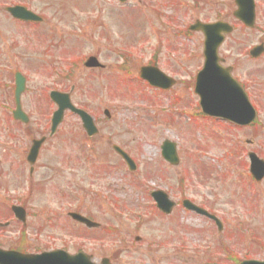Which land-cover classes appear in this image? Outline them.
<instances>
[{
    "label": "rangeland",
    "instance_id": "1",
    "mask_svg": "<svg viewBox=\"0 0 264 264\" xmlns=\"http://www.w3.org/2000/svg\"><path fill=\"white\" fill-rule=\"evenodd\" d=\"M256 3V27L248 29L232 15L235 0H0V105L9 101L4 86L20 69L28 78L26 109L33 117L56 110L51 90L74 86V104L93 115L101 131L88 139L80 119L66 113V165L53 158L50 170L40 169L38 178L47 180L31 195L30 184L17 183L16 157L28 140L12 136L11 107H0V246L29 253L82 250L97 263L110 258L112 264L230 263L233 256H264L255 249L264 242V181H255L248 170L249 152L264 159V54L246 56L264 43V0ZM14 4L39 13L43 23L17 22L5 10ZM197 19L235 26L221 53L252 87L258 133L195 114L193 81L204 38L188 27ZM91 55L106 69H87ZM182 61L185 72L171 64L181 68ZM151 62L190 81L172 91L151 89L139 78L140 68ZM166 140L179 149L178 166L162 158ZM114 144L127 150L137 171H129ZM159 188L176 201L206 204L223 229L181 207L171 216L158 212L150 192ZM24 196L31 213L27 225L10 208ZM74 211L93 216L102 228L78 225L68 216Z\"/></svg>",
    "mask_w": 264,
    "mask_h": 264
},
{
    "label": "water",
    "instance_id": "2",
    "mask_svg": "<svg viewBox=\"0 0 264 264\" xmlns=\"http://www.w3.org/2000/svg\"><path fill=\"white\" fill-rule=\"evenodd\" d=\"M123 2L126 0H122ZM237 10L233 15L242 21L248 27H254L256 21V3L255 0H236ZM11 15L16 18L26 21H41L42 18L30 12L24 6H14L7 9ZM192 30H200L204 33V57L206 59L205 65L202 71L197 77L196 92L200 94L203 111L208 115L222 117L228 121H233L237 124H251L256 118L257 111H255L253 105L244 90L240 87L238 82L232 77L231 69L224 68L220 64L219 47L226 39L228 33L233 32L234 27L228 22L216 21L215 23H202L197 21L193 25ZM264 52V44L252 49L251 53L257 57ZM87 67H100L98 60L95 57L89 58L85 64ZM141 77L146 78L150 84L159 86L163 89L169 88L174 84L173 80L166 74L160 72L156 67H143L141 70ZM23 79H18L17 84V99L23 91ZM51 98L58 105V111L54 117V126L60 122L64 117L66 110H72L82 117L84 121V127L87 129L90 135L96 133L98 130L94 126L93 118L83 110L76 108L70 98V94L62 92H52ZM19 109V108H18ZM63 121V120H62ZM163 147V156L173 164L178 163L176 147L170 142H165ZM115 149L124 157L125 160L131 165H134L129 156L125 154L121 149L115 146ZM251 159V172L257 180L264 178V160L260 159L257 154L250 153ZM156 202H158L159 208L166 212H170L173 205L168 201L167 195L160 191L153 194ZM188 208H196L189 202H185ZM18 219L21 218L22 208L13 207ZM74 219L84 222L88 226H97L88 219L83 218L78 214H71ZM0 264H96L92 261L91 256L83 253L76 255H70L62 250H55V252H44L43 254H21L16 251L7 252L0 249ZM101 264H110L105 259ZM242 264H264V261H249Z\"/></svg>",
    "mask_w": 264,
    "mask_h": 264
},
{
    "label": "flooded vegetation",
    "instance_id": "3",
    "mask_svg": "<svg viewBox=\"0 0 264 264\" xmlns=\"http://www.w3.org/2000/svg\"><path fill=\"white\" fill-rule=\"evenodd\" d=\"M198 60H201V64L203 65L204 60L202 58V54L196 56ZM224 59V65L225 66H229L228 65V61L229 59L226 57H223ZM150 65H154L157 64V62H151L149 63ZM172 65H175V67H177V69L185 72L183 69L184 68V62H181V68L179 67V63H172ZM232 67V73L234 75V77L239 80L242 83V86L244 88V90H246L249 99L251 101H253V95H252V87L250 84L248 83H244L242 79H240L237 76V64H233L230 65ZM20 72V69H15L14 71V76H13V80H11L9 83L11 85H5L4 87H7L10 90V95H9V103L8 102H2V106L0 105V107H5V106H10L11 109L7 112H9L7 118L10 119L13 122L12 125V136L14 138H19V137H23V138H27L28 140V147L26 149H20L18 150V156L16 157L17 160V164L20 166L18 168L17 171V183L18 185H23L24 183H28L30 184V189H29V194H33L35 192H39L41 191V189L43 188V184L44 183H40L41 181H46V176H41V178H38V172L40 169H46V170H50L53 166V158H58L61 159V163H63V165H66L65 163V152H64V141H63V131H62V121L60 122V124L57 126V128H55L54 130L52 129L53 127V120L52 118L55 115V111L53 112H48V113H38L36 115V117H33V114H31L30 111H28V109H26V95L28 94V89H27V84H28V78L26 76L23 77V79H25V91L23 92V94L20 97V107H21V111H23V115L22 117H17L15 116L17 107H18V101L16 100V74ZM166 72V71H165ZM198 72V70H197ZM168 73V72H167ZM169 74V73H168ZM170 75V74H169ZM197 75V74H196ZM172 76L174 79H176V84L174 85V87L170 88L168 91H172L173 89H176V86H178L179 84H186L188 81L190 80H186V79H178L177 77ZM195 80V79H194ZM194 82V81H193ZM184 86H188L191 87V83L184 85ZM0 87H1V83H0ZM194 92V91H193ZM7 94V93H6ZM196 94V92H195ZM197 95V94H196ZM8 96V94H7ZM183 97V96H181ZM198 97V104H199V109H198V115H201L204 118H209L208 116H206L204 113H202L201 111V107H200V103H199V96ZM6 98V95L5 97ZM8 98V97H7ZM6 98V99H7ZM175 99L177 98V96L174 97ZM7 101V100H5ZM175 104V102H174ZM182 112L181 114L186 115L185 113L187 112V108L181 109ZM192 110V109H191ZM82 127V126H81ZM260 124L258 123H253L250 127L247 128H254V131L256 133H258V129L260 128ZM241 128V127H240ZM243 129V128H241ZM264 129V127H263ZM253 131V132H254ZM8 132V130H7ZM100 134V133H99ZM98 134V135H99ZM86 137L93 139L91 137H89L86 133ZM97 137V136H94ZM39 140H41L39 147H37L38 150V154L37 156L32 155L30 156V152L33 148H35L36 146V142H39ZM28 170V171H27ZM29 175V179L24 178L25 174ZM33 192V193H32ZM183 200V199H182ZM28 196H24L21 198L19 205H21L23 208H25L26 210V218H28L27 220V224L28 221L31 220V213L29 211V207H28ZM198 206L200 207H204L207 210H209L213 215L215 214L217 216L216 213H213V211L206 205V204H201L195 200H193ZM15 203V202H13ZM183 206V202H181V204H178L177 207H181ZM176 207V208H177ZM184 207V206H183ZM174 208V210L176 209ZM175 212V211H174ZM174 212L172 214H174ZM190 214H196L198 216H200L197 212L193 211V212H189ZM69 214V212H68ZM171 214V215H172ZM203 219H207L208 221H210L211 223H213L214 225L216 224V220H212L210 218H207L205 216H200ZM4 249H11V248H6L4 246H1ZM13 248V247H12ZM255 249L256 250H261L262 252H264V242H259L258 244H255ZM230 259V263L231 264H238L241 263L242 261H248L249 259H253V260H264V256L261 255H253V254H246L245 256H233V258L229 257Z\"/></svg>",
    "mask_w": 264,
    "mask_h": 264
}]
</instances>
